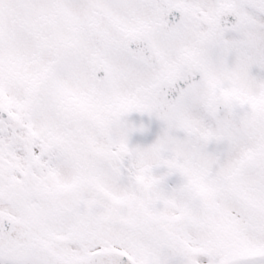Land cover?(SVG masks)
<instances>
[{
    "label": "snow or ice",
    "instance_id": "snow-or-ice-1",
    "mask_svg": "<svg viewBox=\"0 0 264 264\" xmlns=\"http://www.w3.org/2000/svg\"><path fill=\"white\" fill-rule=\"evenodd\" d=\"M0 264H264V0H0Z\"/></svg>",
    "mask_w": 264,
    "mask_h": 264
},
{
    "label": "rangeland",
    "instance_id": "rangeland-1",
    "mask_svg": "<svg viewBox=\"0 0 264 264\" xmlns=\"http://www.w3.org/2000/svg\"><path fill=\"white\" fill-rule=\"evenodd\" d=\"M141 122L147 123L148 122V117L145 120L141 121ZM152 129H153L154 132L157 130V125L155 123L152 124Z\"/></svg>",
    "mask_w": 264,
    "mask_h": 264
}]
</instances>
